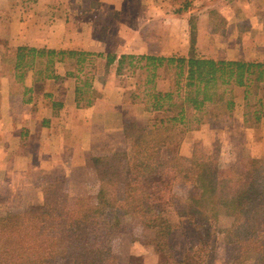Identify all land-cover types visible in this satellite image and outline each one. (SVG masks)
<instances>
[{
  "label": "crops",
  "instance_id": "crops-1",
  "mask_svg": "<svg viewBox=\"0 0 264 264\" xmlns=\"http://www.w3.org/2000/svg\"><path fill=\"white\" fill-rule=\"evenodd\" d=\"M8 6L25 10L18 17H0V42L10 49L86 53L101 58L102 68L89 77L91 94L81 100L77 91L87 67L75 72L65 61L55 62L46 78L37 75V68L9 69L0 59V218L33 207L43 211L54 190L60 195L56 201L99 203L103 209L95 162L128 159L131 142L123 126L149 122V114L127 111L124 91L113 86L115 78L127 79V73L117 75L116 60L107 67V55L186 57L182 48L192 14L195 57L264 64V0H10ZM234 91L232 114L222 122L195 126L178 152L192 156L188 140L214 138L218 170L231 168L239 177L253 159L264 163V116L256 128H246L243 91ZM216 213L217 218L236 217L239 211ZM190 228L184 225L181 233ZM155 238V230L136 224L106 240L108 253L117 254L116 264H133L132 258L138 264H162ZM259 239L264 242V230ZM259 245L240 257L241 252L234 256L230 244L219 241L215 249L223 257L217 263L264 264V243Z\"/></svg>",
  "mask_w": 264,
  "mask_h": 264
},
{
  "label": "rangeland",
  "instance_id": "rangeland-1",
  "mask_svg": "<svg viewBox=\"0 0 264 264\" xmlns=\"http://www.w3.org/2000/svg\"><path fill=\"white\" fill-rule=\"evenodd\" d=\"M185 1L189 0H177L179 3ZM9 2L10 0H0V17L4 20L15 15L18 17L22 11H25L22 8H9ZM189 17H191L189 37L182 49L188 54L190 41L194 38L193 54L196 56L195 18L192 14ZM191 24L194 27L195 36L193 33L191 35ZM14 51L15 49H10L6 42H0V59L4 60L5 64L7 63L6 66L9 69L14 68L12 66ZM87 59H90L89 63L86 61L83 65L85 68L87 67V73L84 76L89 81L92 73L95 74L98 69L102 68V62L101 58L97 59L92 56ZM124 71L127 73L125 75L127 79L115 78V85L113 86L124 91L125 101L128 104L126 109L130 114L136 115L142 112L145 107L146 99L143 90L148 72L137 69L131 72L127 67L123 68L122 72ZM171 73H173L171 70L165 68L157 70L158 78L154 80L155 91L167 93L174 89V75ZM98 74L103 77L101 70ZM241 89L243 91V88ZM235 93L233 90V98L237 97ZM186 109L189 110L188 113L186 112V117L190 121L189 124L193 125V129H195V126L202 123H195L194 117L198 115L193 114L190 108L187 107ZM143 113L148 114L145 111ZM153 115L158 116V114ZM159 115L165 116L162 113ZM133 124L139 130L149 128L148 121L145 127L139 123ZM143 134L144 137L145 133ZM165 136L163 137L169 138L166 146L147 147L143 145L141 150H145L141 155L135 156L131 151L128 159H121L117 178L118 184L111 187V192L104 196L102 202L108 204L105 207L103 204V209L99 208V203L95 205L90 203L86 206V204L65 203V200H58V205L56 204L53 212L57 218L50 234L57 253L50 264H88L90 261H93V264L108 262L116 264V253H108L106 240L108 241L109 237L115 233L124 232L136 224H144L155 232L160 231L158 232L160 237L155 238L154 245L159 249L158 255L162 264H218V258L223 257V253L215 249L219 241L230 244L234 256L239 255L240 252V257L244 256L243 250L245 249L241 247V234L246 225V218L239 210L236 217L223 216L225 213L229 216L232 213L231 200L237 195L238 188L244 182V175L236 177L231 168L221 169L219 166L220 169L218 170L219 155L216 146L218 141H215L214 138L188 140L186 150L193 149V154L186 156L181 155L178 151L180 144L186 139L187 133L182 135L181 143L179 134L174 133L171 137ZM203 150L206 154L203 153ZM201 155L210 156L211 161L216 165L217 172L212 188L207 187L205 182H198L197 176L193 172L195 171L194 160L196 161ZM208 171H212V168ZM113 178L115 177H111L110 180L113 181ZM53 192L55 197L60 196L58 191L54 190ZM210 200L218 202L219 206L213 209L212 204H209ZM86 207L92 213L86 211ZM217 211H220L223 217L213 218L212 213ZM41 212L43 211L33 207L12 216H3L0 218V223H5L9 228L21 226L28 223L32 214L41 215ZM52 219L50 217L51 221ZM179 223L181 230L176 226ZM202 223L203 226L209 228L210 236H213L212 251L211 244L202 245L198 238L196 230L202 227ZM186 224L191 228L181 233L182 227ZM242 225L243 228H239ZM166 226L170 229L168 238L164 234ZM117 250L113 251L118 252ZM66 251L73 252L76 258H65ZM131 262L133 264L139 263L134 258L131 259Z\"/></svg>",
  "mask_w": 264,
  "mask_h": 264
},
{
  "label": "trees",
  "instance_id": "trees-1",
  "mask_svg": "<svg viewBox=\"0 0 264 264\" xmlns=\"http://www.w3.org/2000/svg\"><path fill=\"white\" fill-rule=\"evenodd\" d=\"M192 33L195 36L194 27L191 24V35ZM193 47L194 38L190 41V49L186 57L122 55L117 59L114 55L106 56L107 67L116 60L117 75H121L125 67L131 72L136 69L148 72L143 90L146 99L143 111L149 114V128L139 130L133 123L123 126L124 134L130 139L131 151L135 156L144 152L145 149L141 150L143 145L147 147L166 146L169 138H164L165 135L171 137L174 133L179 134L181 143L182 135L184 133L188 135L193 130V125L189 124L190 121L186 117L187 107L193 114L198 115L194 117L195 123L222 122L233 112L234 96L232 94L233 90L238 87L243 88L245 127L256 128L261 117L264 116V64L200 59L194 56ZM89 56V54L75 51L18 47L14 51L12 66L23 71L37 68L39 77L49 78L52 76L55 62L65 61L67 66L76 72L83 69V64L90 60L87 59ZM159 68L173 72L171 73L174 75L172 91L167 93L155 91L154 80L158 78L156 72ZM81 89H78L77 95L82 100L90 93L87 77L81 79ZM161 113L165 116H160ZM153 114H158V116ZM143 133H145L144 137ZM211 160L210 156L201 155L196 161L194 160L195 171H193L198 182H205L210 188L215 182L217 172L216 165ZM120 161L121 157L115 156L95 162L101 182V199L111 192V187L118 184ZM210 168L212 171H208ZM111 177H115L113 181L110 180ZM243 177L244 182L238 188L237 195H234L230 207L233 211L235 209L241 211L246 218V226L241 235L244 254H247L251 249L253 251L260 249L259 244L264 243L259 239L264 230V163L253 159L250 162V169ZM56 199L54 196L49 201H45L41 215L32 214L26 224L9 228L5 223H0V264H50L52 262L57 253L54 249V241L50 237L54 227L53 223L57 218V215L53 213L56 204L58 205ZM210 203L213 209L218 205V202L213 200H210ZM212 216L216 219V212H213ZM50 217L54 220L51 221ZM208 231L209 228L203 226V223L202 227L196 230L201 244H211L212 251L214 239ZM158 232L160 231L155 232L156 237H160ZM164 234L168 238L169 227L166 226ZM64 257L76 258L73 252L67 251ZM88 264H93V261Z\"/></svg>",
  "mask_w": 264,
  "mask_h": 264
}]
</instances>
